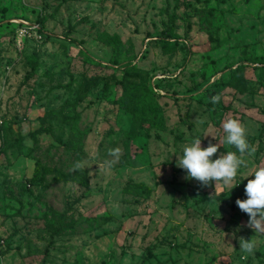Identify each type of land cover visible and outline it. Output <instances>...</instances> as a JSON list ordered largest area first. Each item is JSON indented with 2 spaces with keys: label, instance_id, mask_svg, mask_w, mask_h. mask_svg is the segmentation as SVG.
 Here are the masks:
<instances>
[{
  "label": "rangeland",
  "instance_id": "1",
  "mask_svg": "<svg viewBox=\"0 0 264 264\" xmlns=\"http://www.w3.org/2000/svg\"><path fill=\"white\" fill-rule=\"evenodd\" d=\"M3 8L0 264H264V234L247 226L236 204L253 178L244 177L264 165V73L245 60V92L232 73L245 57L264 56V0H0ZM103 30L121 36V54L97 39ZM170 31L181 41L166 53ZM83 50L100 63L86 62ZM33 54L37 73L24 82ZM130 63L162 96L165 128L137 123L115 101ZM228 118L246 128L254 155L242 157L227 187L186 179L177 162L196 137L202 147L219 142L212 159L240 155L224 143ZM117 147L113 158L109 149ZM37 161L53 168L43 180L34 177ZM77 161L88 171V189L69 177ZM129 181L150 194L126 192ZM60 213L77 226L47 252ZM241 237L256 240L252 254L240 249Z\"/></svg>",
  "mask_w": 264,
  "mask_h": 264
},
{
  "label": "trees",
  "instance_id": "2",
  "mask_svg": "<svg viewBox=\"0 0 264 264\" xmlns=\"http://www.w3.org/2000/svg\"><path fill=\"white\" fill-rule=\"evenodd\" d=\"M1 12H5L6 9H0ZM45 18L41 17L40 22H44ZM48 34L49 32H44ZM49 36V35H48ZM97 39L100 41H105L110 44L116 53V55L121 54L122 45H121V36L117 33H110L107 30L101 31ZM72 42H76V40H71ZM180 38L178 35L169 32V36L167 38L162 39L163 50L166 53H172L175 51L180 43ZM85 53V61L98 64L100 60L96 59L93 55L88 53L86 50H83ZM36 59L34 60L31 69L25 74L23 81H28L32 79L37 73V68L39 65L38 56L33 54ZM245 60L250 61L252 63H256L259 65V68L264 73V56H250L242 59L237 68H235L233 73V86L236 87L240 92L247 91L246 79L244 81V69L246 67ZM112 63L114 65H118L120 63L119 59L113 58ZM122 78L118 79L116 82V97L115 101L125 105L129 108V110L133 113V120L139 124H149V125H157L160 128H165L166 120L164 117V111L162 109L160 99L161 95L155 94V92L150 88L149 81L147 80L146 73L139 68L136 64L130 63L124 71H122ZM232 83V82H231ZM108 83L105 84L107 87ZM155 90H158L154 87ZM58 115V112H49L48 116L55 117ZM35 133V132H34ZM80 134L81 132L78 131ZM82 134V133H81ZM80 134V135H81ZM24 138L19 137L15 140L16 145L22 150L23 153L28 154L29 148L23 143ZM82 144V135L79 136L78 141L76 142V146H80ZM129 147V144H128ZM38 170L34 173V177L38 180H43L45 175L52 172L53 168L48 167L45 164L37 161ZM40 169V170H39ZM70 179H74L75 181L81 183L86 189L90 188V181L88 171L86 169L76 170L73 174H70ZM124 190L128 193L138 194L147 196L150 194V187L143 183H137L134 181H129L126 183ZM77 226V222L75 220H71L69 223L65 220V213H60L58 216V223L51 224V236L50 241L46 247V251L48 252L49 248L53 246L55 243V237L63 234L65 231L71 229H75Z\"/></svg>",
  "mask_w": 264,
  "mask_h": 264
},
{
  "label": "clouds",
  "instance_id": "3",
  "mask_svg": "<svg viewBox=\"0 0 264 264\" xmlns=\"http://www.w3.org/2000/svg\"><path fill=\"white\" fill-rule=\"evenodd\" d=\"M220 97L214 96L213 103L218 102ZM225 139L224 143L234 146L238 152L228 151L225 154L219 155L218 158L212 159L217 153L220 144L209 141L207 147H202L201 138H194L189 144H186L182 150V155L178 158L177 166L186 170V179H195L202 186H208L210 183L222 184L227 187L232 184V181L237 176L238 169L245 164L242 157L247 154L254 155L256 149L251 146L247 140L246 128L235 118H228L222 122ZM211 135V134H210ZM216 139L214 135H211ZM217 140V139H216ZM120 149H109V155L117 158L120 154ZM115 163V159L106 161L107 165ZM84 164L80 161L75 162L73 171L83 170ZM253 177L247 179L245 185L246 199L237 198L236 204L239 209L249 216L247 226L253 229L255 234H264V165L254 168L248 176ZM233 188V187H232ZM253 237V236H252ZM239 240L240 249L252 254L256 248V240L254 238Z\"/></svg>",
  "mask_w": 264,
  "mask_h": 264
}]
</instances>
